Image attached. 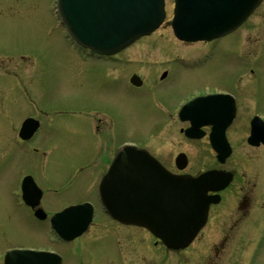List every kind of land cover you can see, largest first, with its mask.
<instances>
[{"label": "rangeland", "instance_id": "374dc122", "mask_svg": "<svg viewBox=\"0 0 264 264\" xmlns=\"http://www.w3.org/2000/svg\"><path fill=\"white\" fill-rule=\"evenodd\" d=\"M165 1L166 16L159 28L126 49L125 56L130 57L127 59H135L133 67L127 70L137 71L144 87L148 86L130 95L127 90L119 93L121 82L114 88L102 89L114 85L100 77L104 75L103 67L94 72L97 77L89 76V64L80 60L67 37L55 13L54 0H0V46L5 45L0 47V264L2 251L16 245L65 250L55 243L45 225L24 223L23 206H14L17 188L12 186L18 177L17 169L29 160L32 175L42 187L60 189L45 193L42 198L45 208L92 199L97 167L68 178L72 164L92 152H87L85 130H89L88 114L93 101H98L99 106L121 107L124 140H138L149 129H156L154 121L159 119L160 112L154 104L158 99L163 108L170 109L194 92L232 90L237 98V111L226 129L232 151L225 166L255 173L256 188L264 192V147L245 141L248 119L254 110H259L256 92H261L264 111V1L234 32L218 41L215 53L208 52L207 43H185L174 37L168 23L172 0ZM248 56L253 73L246 63ZM171 69L173 73L163 85L154 81L162 70ZM33 107L50 115L44 117V136L37 137L36 147L24 152L15 135L16 125ZM118 123L121 125L120 119ZM180 124L172 119L158 130L157 145L168 152L171 148L174 152L187 151L185 171L195 173L209 167L214 158L205 140H187L179 132ZM115 138L123 140L119 134ZM168 165L174 168L171 161ZM96 231L97 226L92 227L86 236H100ZM134 231L125 230L128 236L139 232ZM102 239L95 241L99 243ZM88 249L94 256H101V264H114L112 255L102 248L99 250L87 242L81 252Z\"/></svg>", "mask_w": 264, "mask_h": 264}, {"label": "water", "instance_id": "95a60500", "mask_svg": "<svg viewBox=\"0 0 264 264\" xmlns=\"http://www.w3.org/2000/svg\"><path fill=\"white\" fill-rule=\"evenodd\" d=\"M259 1L174 0L171 25L181 39H211L236 27ZM58 10L71 36L100 53L114 52L149 33L164 15L163 0H58ZM212 98L223 103L226 95ZM188 105L185 107L189 109ZM218 111L222 117L219 128L222 136L233 116V106L226 103ZM251 133V143L263 140L264 125L256 120ZM21 136L24 137V125ZM220 144L223 147L221 140ZM221 146L216 144L218 152ZM227 153L226 148L222 155ZM184 165L185 160L177 163L178 167ZM217 180L218 174L213 170L196 177L171 174L145 151L124 148L100 181V198L111 216L143 225L166 246L178 248L186 245L202 225L211 202L206 193L216 188ZM23 197L29 204L36 202ZM86 216L84 221L88 220ZM24 255L31 254L24 253V249L10 250L5 255V264H24Z\"/></svg>", "mask_w": 264, "mask_h": 264}, {"label": "flooded vegetation", "instance_id": "af4514ba", "mask_svg": "<svg viewBox=\"0 0 264 264\" xmlns=\"http://www.w3.org/2000/svg\"><path fill=\"white\" fill-rule=\"evenodd\" d=\"M1 47H5V45H1ZM88 57V60L82 61L89 64V66L87 65L89 76L97 77L94 72L99 69L98 67H103L104 75L100 77L114 82V85L103 86L102 89L114 88L121 82L120 88H118L119 93L121 90H127L131 95L140 93L139 90L137 91L139 87L131 84L126 85V79L132 73H137L134 70H127L133 67L135 59H125L123 55L104 57L90 54ZM128 58L130 57L128 56ZM107 63L112 64L113 67L111 68ZM163 81L164 78L156 83L161 84ZM155 105L158 106V111L164 109V104L159 99ZM168 109L166 107L165 111L161 112L158 117L169 116V112H166ZM90 110L91 112L88 114L89 130H85V132H88L87 152L89 150H92V152L86 153L82 160L72 164L69 173L70 178L93 167L98 169L94 171L96 176L101 174L108 164L114 149L124 142V128L120 118L121 107H117L115 104L99 106L98 101H93ZM113 116H115L117 123ZM119 119L121 125L118 123ZM44 124L42 121L39 125L35 132L37 134L32 140L33 143L37 141V137L44 136ZM187 125L188 123L184 122L181 127ZM181 127H179V132L183 135ZM201 130L203 132L201 138L189 139L183 136L190 141L205 140L208 150L214 158V161L210 162L211 167L230 170L231 179L224 188L209 192L217 195V201L210 204L205 225L186 248L181 250L163 248L160 241L147 231L111 219L101 210L94 211L92 220L79 236L69 241L55 237V243L65 250L56 251L45 246H29L27 244H24V247L53 250L60 255V264H101L102 262L99 261L101 256L98 254L94 256L89 249L87 252H81L87 242L91 246H97L99 250L102 248L107 255L111 254L114 258V264H264V192L261 189H257L256 174L251 175L248 173V175L245 171H237L234 166H225L227 158L223 163L218 164L208 142L210 126H202ZM118 134L123 139L122 141L116 140L115 137ZM156 137L157 134L152 135L147 141L150 144V152L163 164L170 161L172 163L176 154L183 150H177L176 152L172 148L171 152L163 150L157 145L158 140ZM183 152L188 158L187 151ZM202 162L206 163L205 160H202ZM28 165H32V162H24V172L33 173ZM76 168L77 171L74 173ZM66 204L48 211L49 215L54 211L60 210ZM28 221L37 225L48 223L47 219H37L33 215V210L24 206V223ZM95 226H97L96 232H99L100 236L87 237L86 233ZM125 230L132 232L138 230L139 232L137 233L140 235L128 236ZM96 239H102V241L96 243Z\"/></svg>", "mask_w": 264, "mask_h": 264}]
</instances>
